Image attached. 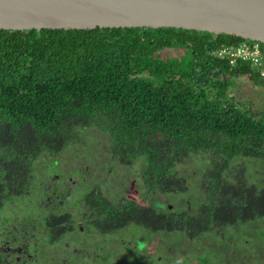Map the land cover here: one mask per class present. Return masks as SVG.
Returning a JSON list of instances; mask_svg holds the SVG:
<instances>
[{"label": "trees", "instance_id": "trees-1", "mask_svg": "<svg viewBox=\"0 0 264 264\" xmlns=\"http://www.w3.org/2000/svg\"><path fill=\"white\" fill-rule=\"evenodd\" d=\"M242 44L264 50L240 37L183 29L0 31V264H26L19 251L39 244L47 246L39 261L49 264L64 247L56 241L75 234L67 206L28 209L36 190L49 194L61 182L58 160L84 144L92 128L107 137L113 163L145 162V196L107 197L101 182L83 184L85 233L76 229L73 236L81 244L86 236L124 233L129 240L143 235L138 247L145 250L150 243L159 248L165 234L183 233L193 242L264 220V187L249 182L244 165L232 167L238 158L264 160V101L253 106L231 95L239 79L257 86L264 79L252 62L216 53ZM201 154L211 163L197 198L178 166ZM179 195L187 205L160 202ZM51 208L62 213V223ZM26 233L34 234L31 241ZM131 252L132 264H181L176 255L139 262Z\"/></svg>", "mask_w": 264, "mask_h": 264}, {"label": "rangeland", "instance_id": "rangeland-1", "mask_svg": "<svg viewBox=\"0 0 264 264\" xmlns=\"http://www.w3.org/2000/svg\"><path fill=\"white\" fill-rule=\"evenodd\" d=\"M245 45L222 47L223 50L220 49L216 53L219 57L233 58L232 56H237L241 47ZM172 56L176 57L178 54ZM261 74L262 79H264V73L261 72ZM231 95L240 100L244 99L245 102L251 100L253 106L261 105L264 101V85L257 86L251 80L242 78L236 81ZM83 139L84 144L76 145L71 150L66 151L63 157L58 160L57 168L62 174V184L66 185L71 182L73 187L77 188L88 183L91 184L90 187L92 188L101 182V189L104 190V195L107 197H110L111 194L115 197H127V194L136 195L138 198L139 196L143 197L141 173L145 168V162L137 160L133 167L113 163L107 137L95 128L85 130ZM210 163L209 155H190L183 165L178 166L179 176L187 180L189 196L202 198L201 180ZM240 165L246 167L250 183L256 184L259 188L264 187V160L238 158L232 163V167ZM43 168L40 169L41 172L47 171L46 165H43ZM81 173L86 177L82 178L79 175ZM123 185L127 188L126 190H121ZM141 201L144 202L145 199H141ZM160 202L176 207L177 204L187 205L188 198L182 195L166 196L162 197ZM216 232L200 237L191 244L187 242L183 233L165 234L163 236L164 241L160 242L159 248L150 243L145 250L142 249L144 250L142 252L139 251L137 245L139 241L136 240L131 255L134 257L139 254L140 258H153L160 255L168 258L167 261L170 260L171 256L176 255L174 258L181 264H204L202 259L206 258L209 264H264V248L260 245L264 244V220L243 226L217 229ZM84 238L85 236L82 237V239ZM131 239H136V235L132 236ZM127 240L128 236L123 234L119 237L116 235L112 239L94 234L86 236V241L81 244L77 238L71 237L69 240L70 247L64 244V247H59L53 251L58 256L52 257L53 260H50L49 264H102L104 258L108 259L106 264H129V260H127L129 253L126 248L130 250L134 245L126 244ZM187 249L189 253H185Z\"/></svg>", "mask_w": 264, "mask_h": 264}, {"label": "water", "instance_id": "water-1", "mask_svg": "<svg viewBox=\"0 0 264 264\" xmlns=\"http://www.w3.org/2000/svg\"><path fill=\"white\" fill-rule=\"evenodd\" d=\"M183 29L264 44V0H0V31Z\"/></svg>", "mask_w": 264, "mask_h": 264}, {"label": "flooded vegetation", "instance_id": "flooded-vegetation-1", "mask_svg": "<svg viewBox=\"0 0 264 264\" xmlns=\"http://www.w3.org/2000/svg\"><path fill=\"white\" fill-rule=\"evenodd\" d=\"M51 185H53L52 183L50 184V187H47L46 190H50L51 188ZM97 185V184H96ZM91 186V185H90ZM63 187L66 189V192L62 193V190H63ZM80 187H83V185H81ZM80 187H77V188H74L73 187V183L71 182H68V184L64 185L62 184L61 182L59 184H57V186H55L54 188H52L50 190V192H48L49 194L45 193V194H42V192L40 193V195H38V190H36L37 194H29L31 195V198H30V208L28 209V211L30 212L31 209H33L35 207V209L38 207L39 209L42 208L43 209V205L46 203V205L49 207V206H52V207H56V206H67L68 207V214H66L67 218L69 219V222L70 224L72 225L75 234L73 235H65L64 237H61L62 239L56 241L58 244H60L61 246H63V244H67V247H70L69 245V240L70 238H75L73 237L74 235L77 236L76 234V229L80 232V234L85 233V222L84 221H81V218L84 214V209L86 208V203L84 201V198L81 196V194L79 193V188ZM127 189V188H126ZM29 195H28V198H29ZM70 195V196H69ZM134 196V195H133ZM133 196H130L127 194V197L128 199H133ZM26 202H27V199H26ZM25 202V203H26ZM23 203L22 205L26 206V204ZM52 209V213L54 214L55 218H56V223L57 224H60L62 223L61 219L64 218V216L62 215V213L57 210V209ZM28 217V219L34 221V216L35 214L34 213H30V214H27L26 215ZM1 215H0V226H1V223L3 222L1 220ZM19 229V232H22L24 231L23 229L21 230L20 228ZM36 235L39 234V232H36V229H32ZM78 233V232H77ZM132 234V233H131ZM123 235H125L123 233ZM237 235H240V234H237ZM26 236H28L29 238L26 239L27 241H31V239L34 237V234L30 233V235H28L26 233ZM132 236H134V234H132ZM79 238V237H78ZM77 238V239H78ZM105 238V237H103ZM108 239H112L110 237H107ZM81 239H78V241L80 242ZM139 242H137V241ZM145 241V238L143 237V235H140V236H136V239L132 240L130 238V240L128 239L126 241V244H133L134 247L132 249H128L126 248V251H128V253L132 250L131 253H133L134 251V248H135V243L137 242V245H139L140 243L144 244L143 242ZM40 242V241H39ZM81 243V242H80ZM192 242H190L191 244ZM263 248H264V244H260ZM37 246V243L33 246V247H36ZM39 247L40 249L39 250H34L32 251L30 246L26 248L25 251H19L22 257V260L26 262V264H46V262L42 263L41 261H39V259H41L42 255H39L38 256V253L41 252V250L47 246L43 245V244H39ZM6 248H12V242H8L6 244ZM146 248V247H145ZM19 250V246H18V249ZM13 251H16V246H15V243H13ZM139 251H143L142 249L139 250ZM74 252V251H73ZM77 252V251H76ZM185 253H189V250L187 249L185 251ZM140 255L138 254L137 257H138V261L139 262H142L144 260V258H140L139 257ZM136 256H134L135 258ZM44 258V257H42ZM140 258V259H139ZM46 260V259H44ZM51 260H53V258L51 257ZM129 260V259H127ZM208 260V259H207ZM103 263L102 264H106V261H104V259H102ZM203 263L206 264V259H202ZM129 264H132L131 261L129 260Z\"/></svg>", "mask_w": 264, "mask_h": 264}, {"label": "built area", "instance_id": "built-area-1", "mask_svg": "<svg viewBox=\"0 0 264 264\" xmlns=\"http://www.w3.org/2000/svg\"><path fill=\"white\" fill-rule=\"evenodd\" d=\"M224 49H228V48H224ZM232 57L233 59L250 61L256 67H258L259 70H261L264 73V50H262L259 44H255L253 47H250L246 44L244 47H241V49L239 50V54L237 56H232Z\"/></svg>", "mask_w": 264, "mask_h": 264}, {"label": "clouds", "instance_id": "clouds-1", "mask_svg": "<svg viewBox=\"0 0 264 264\" xmlns=\"http://www.w3.org/2000/svg\"><path fill=\"white\" fill-rule=\"evenodd\" d=\"M247 62H248V61H247ZM257 68H258V67H257ZM258 71H259V72H262L261 70H259V68H258ZM261 75H262V74H261Z\"/></svg>", "mask_w": 264, "mask_h": 264}]
</instances>
